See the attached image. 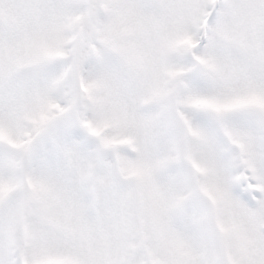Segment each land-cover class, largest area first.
Instances as JSON below:
<instances>
[{
    "label": "snow or ice",
    "instance_id": "obj_1",
    "mask_svg": "<svg viewBox=\"0 0 264 264\" xmlns=\"http://www.w3.org/2000/svg\"><path fill=\"white\" fill-rule=\"evenodd\" d=\"M0 264H264V0H0Z\"/></svg>",
    "mask_w": 264,
    "mask_h": 264
}]
</instances>
